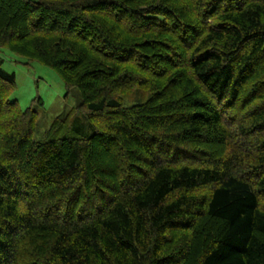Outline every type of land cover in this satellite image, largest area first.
Returning a JSON list of instances; mask_svg holds the SVG:
<instances>
[{
	"label": "trees",
	"instance_id": "16d2710c",
	"mask_svg": "<svg viewBox=\"0 0 264 264\" xmlns=\"http://www.w3.org/2000/svg\"><path fill=\"white\" fill-rule=\"evenodd\" d=\"M3 48L89 133L0 56V264H264V0H0Z\"/></svg>",
	"mask_w": 264,
	"mask_h": 264
},
{
	"label": "rangeland",
	"instance_id": "374dc122",
	"mask_svg": "<svg viewBox=\"0 0 264 264\" xmlns=\"http://www.w3.org/2000/svg\"><path fill=\"white\" fill-rule=\"evenodd\" d=\"M0 56L3 69L15 74V88L10 97L17 99L22 109L34 106L38 112L33 139H41L54 118L70 111L79 130L89 133L86 114L78 107L81 102L78 88L67 89L60 75L40 62H27L5 48L0 50Z\"/></svg>",
	"mask_w": 264,
	"mask_h": 264
}]
</instances>
